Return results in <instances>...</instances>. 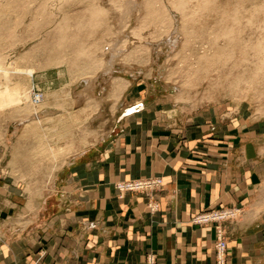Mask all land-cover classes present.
<instances>
[{
    "label": "rangeland",
    "instance_id": "374dc122",
    "mask_svg": "<svg viewBox=\"0 0 264 264\" xmlns=\"http://www.w3.org/2000/svg\"><path fill=\"white\" fill-rule=\"evenodd\" d=\"M0 68V95L24 93L0 109L1 175L24 201L143 93L177 103L185 121L203 116V135L264 147V0H0ZM30 119H41L36 130ZM235 207L243 214L224 229L246 210L259 221L246 234H264V170L246 206L200 213Z\"/></svg>",
    "mask_w": 264,
    "mask_h": 264
},
{
    "label": "crops",
    "instance_id": "0c3cea01",
    "mask_svg": "<svg viewBox=\"0 0 264 264\" xmlns=\"http://www.w3.org/2000/svg\"><path fill=\"white\" fill-rule=\"evenodd\" d=\"M142 95L122 103L106 136L70 157L26 201L1 175L8 167L0 146V264H143L150 254L158 264H217L216 225L192 218L246 206L263 180L264 147L242 136L219 142L203 135L210 128L203 116L185 121L177 103ZM152 176L164 179L162 189L117 188ZM249 212L225 225L231 264H264V234H246L259 222Z\"/></svg>",
    "mask_w": 264,
    "mask_h": 264
},
{
    "label": "built area",
    "instance_id": "2783aa9c",
    "mask_svg": "<svg viewBox=\"0 0 264 264\" xmlns=\"http://www.w3.org/2000/svg\"><path fill=\"white\" fill-rule=\"evenodd\" d=\"M40 97H43L41 93H38ZM164 185V180L162 177H150L120 181L117 183V188L122 192H138L147 191L154 192ZM152 210L158 208L156 203H151ZM243 214V209L241 207H235L232 209L225 210H210L200 214L195 215L192 218V223L196 225H207L214 223L216 226V258L217 264H228V240L226 237V232L223 221L228 219L238 218ZM143 264H157V259L154 254L147 255V258Z\"/></svg>",
    "mask_w": 264,
    "mask_h": 264
},
{
    "label": "bare ground",
    "instance_id": "6f19581e",
    "mask_svg": "<svg viewBox=\"0 0 264 264\" xmlns=\"http://www.w3.org/2000/svg\"><path fill=\"white\" fill-rule=\"evenodd\" d=\"M145 1V0H144ZM150 8V7H149ZM134 9H135V7H134ZM117 52H119V51H117ZM115 55V54H114ZM114 55H113V57H114ZM89 67V66H88ZM5 71H6V69L5 68H0V72H2V73H5ZM91 72H93V71H91ZM88 74V73H87ZM87 77H89L90 79L93 77V75H90V76H87ZM86 78V77H85ZM13 89H15V88H13ZM11 90H12V88L11 87H8V89H6V90H3V93H1V95H0V109H3V108H5L6 109V107H9V106H13V105H18V104H21V102L24 100V93H23V90H22V87H20V89L19 90H17V92H13V96H16L17 98L19 97L20 98V100L19 101H17V102H14V99L12 98H3V97H6L8 94H11ZM33 91V90H32ZM30 92L29 91V93L32 95V94H34L33 92ZM36 91V90H35ZM35 94H36V92H35ZM33 96V95H32ZM15 97V98H16ZM34 101H35V105H37V104H39L40 105V103L41 102H43V99H42V97H40V95H35L34 96V99H33ZM33 101V102H34ZM25 112V111H24ZM41 112V111H40ZM44 112V111H43ZM46 112V111H45ZM27 113V112H26ZM26 113H24V114H26ZM22 114V113H21ZM32 116V115H31ZM26 117L28 118V116H25V117H23L22 118V120H26ZM35 118V117H34ZM28 122H30V124L28 123V125L26 126V128L27 127H29V130L30 129H32L33 127H35V130L39 127V126H36V124L37 123H39L40 121H41V119L40 120H35V121H32V119H30V120H27ZM39 125V124H38ZM54 148V147H53ZM65 162L66 161H63V163H62V166L65 164ZM58 167H59V165H58ZM58 167H55L56 169L58 168ZM55 168H53V171H54V169ZM55 169V170H56ZM59 169V168H58Z\"/></svg>",
    "mask_w": 264,
    "mask_h": 264
},
{
    "label": "water",
    "instance_id": "95a60500",
    "mask_svg": "<svg viewBox=\"0 0 264 264\" xmlns=\"http://www.w3.org/2000/svg\"><path fill=\"white\" fill-rule=\"evenodd\" d=\"M130 111H131V110H130ZM130 111H129V112H130Z\"/></svg>",
    "mask_w": 264,
    "mask_h": 264
}]
</instances>
